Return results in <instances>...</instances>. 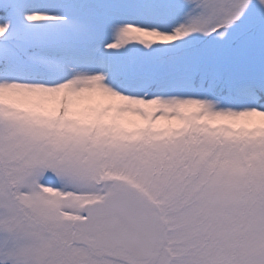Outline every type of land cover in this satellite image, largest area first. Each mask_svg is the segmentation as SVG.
I'll return each instance as SVG.
<instances>
[{"label": "snow or ice", "instance_id": "6c2138e0", "mask_svg": "<svg viewBox=\"0 0 264 264\" xmlns=\"http://www.w3.org/2000/svg\"><path fill=\"white\" fill-rule=\"evenodd\" d=\"M0 264H264V0H0Z\"/></svg>", "mask_w": 264, "mask_h": 264}]
</instances>
